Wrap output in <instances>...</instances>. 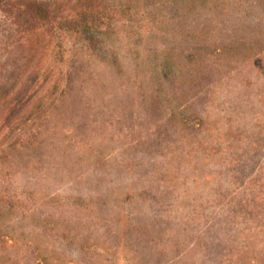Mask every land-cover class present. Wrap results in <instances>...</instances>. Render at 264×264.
I'll list each match as a JSON object with an SVG mask.
<instances>
[{
	"label": "rangeland",
	"instance_id": "obj_1",
	"mask_svg": "<svg viewBox=\"0 0 264 264\" xmlns=\"http://www.w3.org/2000/svg\"><path fill=\"white\" fill-rule=\"evenodd\" d=\"M50 1L58 20L71 15L82 0ZM227 13L212 14L202 8L173 18L163 11L170 20L165 18L161 25L168 26L136 44L141 62L122 56L117 67L111 65L110 52L118 47L111 42L91 54L77 49V40L67 35L61 37V43L51 42L41 59V67L52 69L50 74L37 83L38 89L27 88L28 96L32 95L27 108L33 106L21 109L27 89L15 94L13 88L3 99L16 98L7 109L0 108V117L7 114L11 126L10 131L6 126L4 131L0 129V183L5 180L12 193L21 194L23 200L21 210L4 212L5 217L0 210V228L6 223L4 218L9 219L7 223L13 228L39 238L43 234L34 224L38 215L50 226L69 227L70 214L78 223L94 220L97 214L93 209L102 196L136 189L145 199L148 193L159 192L164 199L160 205L142 207L147 237L156 235L151 230L165 227L156 243L178 241L173 237H177L173 231L178 224L182 229L178 239L183 242L190 234L193 241L196 233L204 232L202 241L208 244L206 253L212 257L222 215L236 207L233 204L230 208L229 199L239 201L242 197L244 204V200L257 197L258 190L251 189L250 184L264 175V35L258 36L260 44L251 47L246 43L248 36L220 33V46L219 42L211 45L213 37L206 36L208 23L215 17L226 19ZM9 27L0 16L1 86L5 77L13 78L11 71L16 73V59L25 51L39 55L37 48L47 49L45 40L49 38L48 31L40 29L39 35L31 33L22 41L13 26ZM206 42L211 43L202 45ZM213 46L219 51L210 52ZM155 63L169 69L160 72L153 85V89L158 87L154 91L158 110L145 117L146 123L141 125L142 134L149 140L126 154L119 139L131 133L129 115H142L140 109L146 106L139 105L143 95L131 96L121 85L136 76L137 65L141 73L148 70V75L155 77L150 70ZM15 81H11L13 87ZM166 119L171 124L162 127L161 121ZM174 121L180 122L172 124ZM19 132L27 139L21 147L13 144V136ZM133 134L135 139L141 138L139 131ZM129 154L130 165L123 170ZM112 157L116 158L108 161ZM138 161L141 164H135ZM86 206L91 213L85 216L82 208ZM106 214L102 209L99 216ZM256 218L264 223V212L261 210ZM226 224L231 231L233 225L227 220ZM51 232L67 235L58 229ZM228 234L229 246L243 238L251 241V247L255 243V236L247 231L240 233L239 239L234 232ZM220 235L218 246H223ZM141 242L133 246L137 257ZM70 247L67 244L65 248ZM244 250L251 255L258 253ZM143 254L139 255L140 264H160L161 259Z\"/></svg>",
	"mask_w": 264,
	"mask_h": 264
},
{
	"label": "trees",
	"instance_id": "obj_2",
	"mask_svg": "<svg viewBox=\"0 0 264 264\" xmlns=\"http://www.w3.org/2000/svg\"><path fill=\"white\" fill-rule=\"evenodd\" d=\"M76 1L80 2L81 0ZM202 8L212 14L218 11L221 13L231 11L229 14L227 13L226 19L214 16L215 18L208 23L206 36L213 37L212 43L209 42L211 45L219 42L218 47L220 46L222 43V40H219L220 33L248 36L246 43L251 47L260 44L258 36L264 35V0H82L71 15L58 20L54 18L55 5L50 0H0V16L4 21H7L9 28L12 29L13 26L12 30H15L20 38L22 37V41H25L31 33L39 35L38 30L40 29L47 30L49 36L45 40L47 49L44 50L41 46L37 48L36 52L39 55H34L33 51H25L21 57L16 59L18 61L14 67L16 73L11 71L13 78L5 77L2 86L0 84V99L12 94L13 88H15V94L21 93L27 88H37V83L48 77L52 69L48 65L41 67V59L47 55L51 42L61 43V37L67 35L77 40L75 47L87 54H91L97 47L106 45L107 42L115 44L118 49L113 48L110 52L112 55H110L113 62L111 65L117 67L120 63L118 59L122 56H127L135 63L141 62L136 44L142 40L145 42L153 31L168 26V23L161 25L166 18L163 11L166 16L176 18L182 12H197ZM185 9L186 11H184ZM110 32L111 35L107 36ZM209 43L206 42L202 45ZM53 46L52 43V48ZM121 46L123 47L121 48ZM198 46L201 45L198 43ZM218 47L213 46L210 52L216 53L219 51ZM79 58L82 59V55ZM89 59L91 58L86 60ZM252 62L259 66L256 61ZM136 68V76L131 80L128 78L121 86L131 96L140 97L143 95L140 97L142 102L139 105L146 107L140 109L142 115L135 116L132 113L131 116L129 115L131 133L129 132L128 138L119 139V141L121 140L119 145L124 147L123 151L126 154L128 150L140 147L145 140H149L142 134L144 131H142L141 125L146 123L145 117L150 114L153 116V113L158 110L155 103L157 95L154 92L158 90V87L153 89V85L158 81L160 75L169 69V66L163 68L162 63L153 64L150 70L155 77L149 76L148 70L141 73L143 70L140 65H137ZM209 70L210 68H207V71ZM15 74L18 77L25 75V78L23 81L14 79ZM34 74L37 75L34 76ZM8 80L10 82L16 80V86L13 87L12 82L10 83ZM146 80L147 84H145ZM28 92H30L29 89L23 95L24 102L19 106L21 109L26 108L25 110H27L30 107L27 108V104L32 99V95L28 96ZM15 96L3 99L0 108L7 109L16 98ZM117 116L120 115L116 114L115 117ZM8 117L7 114L0 117V121L3 122V124L0 123V129L3 128V131L5 126L8 127ZM179 122L174 121L172 124ZM161 123L162 127H165L171 124V121L169 123L166 119ZM156 127L160 126L156 125ZM10 128L11 126L8 127V131ZM134 131H139L141 138L135 139ZM28 132L30 133V131ZM16 135L13 136V144L21 147L27 143L23 133L19 132ZM130 155L121 166L123 170L130 165L128 160ZM114 158L112 157L108 161H113ZM134 158L135 155L132 156V159ZM124 159L122 158V160ZM135 164H141V162L138 161ZM126 184L128 185V183ZM250 188L258 190V196L251 201L244 200V204H241L242 197L239 201L238 199L234 200L235 198L229 199L230 208L233 204L236 207L230 209L228 215L227 213L222 215L223 223L218 226L217 232H214L212 248L217 247V250L214 251L212 257L206 253L208 244L202 241L201 236L204 232L196 233L193 241H191L193 234H190L191 237L188 241L183 242L178 239L180 231H182L178 224L174 225L173 231V234H177V237L176 235L173 237L178 241L156 243L157 235L163 234L165 227L151 230L156 235L148 238V226L144 225L142 221L145 218L142 207L160 205L161 200L164 199L159 192L152 195L148 193L144 199L142 194H136V189H134L133 192L128 190L124 193L102 196L93 209L97 216L87 223L84 220L78 223L75 220L76 216L70 214L69 227H55L48 225V220L42 215H38L37 218L35 217L34 224L39 226L40 233L43 234V237L38 236L39 238H33L27 232L25 234L22 230L13 228L14 225L7 223L9 219L4 218L6 223H3L0 228V264H81L82 261L83 264H140L139 255L143 253V255H152L155 259H161L160 264H264V223L260 224V220L256 218L261 210L264 212V175L260 179H256V182L252 181ZM19 195L13 194L7 187L6 181L2 180L0 183V210H3V217H5V213L22 209L19 203L23 204V200L19 198ZM104 197L106 198L104 199ZM87 201H90V198H87ZM242 206L244 208H241ZM102 209L107 214L99 216ZM82 210L85 212V216L91 213L90 210L87 211L88 206ZM30 217L28 218L30 219ZM226 220L233 225L231 231ZM90 224L98 226L100 229H93ZM182 228L185 229V227ZM55 229L67 232V235L51 232ZM244 231L255 236V243L252 247L251 241L245 242L244 238L237 241L235 243L237 245L233 247L228 245V233L234 232L235 237L239 239V234ZM218 235L223 237V246H218V242L221 243V238ZM241 237L243 236L241 235ZM32 239H36L35 242ZM139 241L143 242V246L138 253L136 252L137 257L133 246L135 242ZM67 244L71 245L68 250L65 248ZM12 249L16 251V254L9 253ZM178 249L180 251L172 255ZM244 249L258 253L251 255Z\"/></svg>",
	"mask_w": 264,
	"mask_h": 264
}]
</instances>
